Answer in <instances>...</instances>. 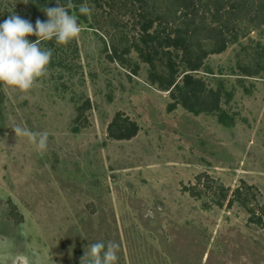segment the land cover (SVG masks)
I'll use <instances>...</instances> for the list:
<instances>
[{
	"label": "rangeland",
	"instance_id": "1",
	"mask_svg": "<svg viewBox=\"0 0 264 264\" xmlns=\"http://www.w3.org/2000/svg\"><path fill=\"white\" fill-rule=\"evenodd\" d=\"M67 1L78 35L38 39L51 56L30 89L0 83V264H79L97 241L118 246L116 264H264V9L240 0L228 20L235 40L192 71L229 92L219 102L223 124L217 112L167 110L172 99L147 80L126 10L111 0ZM156 1L163 11L168 0ZM24 3L0 0V21L26 15ZM81 5L90 14L77 16ZM175 62L179 82L186 68ZM114 117L134 122L136 133L109 137ZM14 126L47 133L46 147L15 137Z\"/></svg>",
	"mask_w": 264,
	"mask_h": 264
},
{
	"label": "trees",
	"instance_id": "2",
	"mask_svg": "<svg viewBox=\"0 0 264 264\" xmlns=\"http://www.w3.org/2000/svg\"><path fill=\"white\" fill-rule=\"evenodd\" d=\"M257 1L260 10L264 9V0ZM67 2L60 0L61 6H65ZM156 2V0H111V5L126 10L138 25V34L132 40V44L140 60L149 66L147 80L161 90H168L172 99V102L166 106L168 111L179 104L194 115L202 112H217V119L223 124H229L227 114L219 106L221 96L225 94L229 97V92L224 91L221 86L207 87L200 77L192 74V71L201 66L207 54L219 53L225 49L228 42L235 40L237 33L228 20L243 8V3L240 0H168L164 10L159 11ZM56 6V0H27L24 7L27 8L28 13L22 18L34 26L37 19L42 22L47 19L43 12L44 8ZM77 16L82 15L77 12ZM251 16L250 20H253L258 15ZM225 31L230 34L225 35ZM27 39L40 40L35 35ZM204 39L212 41V45L206 49L200 43ZM48 41L55 40L48 39ZM108 58L112 60L110 55ZM175 58L183 62L186 68L179 82L175 81L177 73ZM257 65L253 69L245 67L244 73L246 75L257 73L263 66ZM135 68L136 65L132 72ZM86 106H88L87 101ZM116 118L114 117L108 124L109 137L128 139L136 133L137 125L134 122H121ZM218 192L220 197L215 202L221 206L227 189L220 186ZM241 193L239 188L234 189V198L251 213L250 221L261 224V216L254 215L253 209L247 206V199ZM232 200L230 198L227 200L228 206ZM262 214L264 215V211Z\"/></svg>",
	"mask_w": 264,
	"mask_h": 264
},
{
	"label": "clouds",
	"instance_id": "3",
	"mask_svg": "<svg viewBox=\"0 0 264 264\" xmlns=\"http://www.w3.org/2000/svg\"><path fill=\"white\" fill-rule=\"evenodd\" d=\"M56 7L44 8L45 21L37 19L33 26L28 20L11 14L0 21V83L25 91L42 76L49 63L51 50L40 47L39 40L30 41L35 35L44 40L67 43L75 38L80 27L77 18L56 0ZM76 11L87 16L91 9L81 5ZM15 137H28L37 149L46 147L47 133H35L22 126L11 128ZM117 245L114 242L97 241L87 245L79 264H116Z\"/></svg>",
	"mask_w": 264,
	"mask_h": 264
}]
</instances>
